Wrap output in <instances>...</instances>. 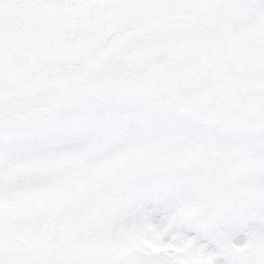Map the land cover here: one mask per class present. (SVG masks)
I'll list each match as a JSON object with an SVG mask.
<instances>
[{
    "label": "snow or ice",
    "instance_id": "1",
    "mask_svg": "<svg viewBox=\"0 0 264 264\" xmlns=\"http://www.w3.org/2000/svg\"><path fill=\"white\" fill-rule=\"evenodd\" d=\"M0 264H264V0H0Z\"/></svg>",
    "mask_w": 264,
    "mask_h": 264
}]
</instances>
